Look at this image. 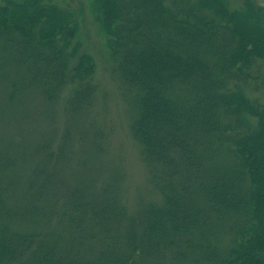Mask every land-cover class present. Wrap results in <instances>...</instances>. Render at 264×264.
Instances as JSON below:
<instances>
[{
	"label": "trees",
	"instance_id": "1",
	"mask_svg": "<svg viewBox=\"0 0 264 264\" xmlns=\"http://www.w3.org/2000/svg\"><path fill=\"white\" fill-rule=\"evenodd\" d=\"M86 4L136 110L132 136L162 204L127 214L110 185L97 188L87 165L93 152L78 158L86 176L59 175L71 122L97 91L95 58L81 51L72 9L0 0L4 62L47 99L63 96L68 115L64 141L32 171L24 208L0 186V264H264V106L248 94L264 61V6ZM36 202L44 232L12 230Z\"/></svg>",
	"mask_w": 264,
	"mask_h": 264
},
{
	"label": "rangeland",
	"instance_id": "2",
	"mask_svg": "<svg viewBox=\"0 0 264 264\" xmlns=\"http://www.w3.org/2000/svg\"><path fill=\"white\" fill-rule=\"evenodd\" d=\"M53 1L77 13L80 31L76 39L81 43V51H87L95 58L97 83L92 106L84 116L71 122L73 132L68 143L71 154L69 160L58 167L59 175L64 178L86 176L88 165L97 188L110 185V194L129 215L162 204L142 148L132 136L136 110L116 72V64L105 47L104 38L89 14L86 0ZM256 1L264 6V0ZM229 2L237 7L243 0ZM3 53L0 43V186L9 188V203L25 206V190L32 171L44 156L52 159L64 141L68 115L63 96L47 99L40 88L25 81L20 70L4 62ZM253 73L257 88L251 85L248 94L264 106V61H258ZM46 150H49V156ZM91 152L93 155L89 160L93 164L81 167L78 158ZM36 204L38 208L27 215L28 218L11 223L12 230L44 232L40 220L43 204Z\"/></svg>",
	"mask_w": 264,
	"mask_h": 264
}]
</instances>
